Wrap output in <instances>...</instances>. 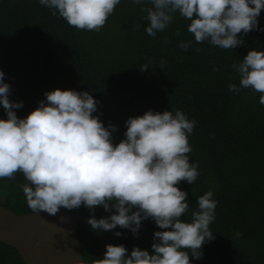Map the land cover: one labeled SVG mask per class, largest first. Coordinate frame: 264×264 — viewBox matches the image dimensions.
Listing matches in <instances>:
<instances>
[{"label": "trees", "instance_id": "1", "mask_svg": "<svg viewBox=\"0 0 264 264\" xmlns=\"http://www.w3.org/2000/svg\"><path fill=\"white\" fill-rule=\"evenodd\" d=\"M147 7L151 5L120 0L97 31L69 25L38 0H0V70L10 85L9 98L23 101L16 110L23 116L46 90L90 91L98 101L94 114L105 125L117 126L114 142L123 137L130 115L149 108L181 109L195 121L187 155L199 171L192 184H178L189 203L181 218L191 219L196 199L205 191L211 190L217 201L209 224L214 239L202 244L200 258L190 259L193 264H264V105L258 92L241 89L234 94L228 89L229 83L239 84L231 65L249 48L264 50V31L250 30L243 33V44L222 49L195 42L187 31L190 21L177 12L152 36L144 31ZM258 24L264 26V9ZM183 41L192 43L182 49ZM25 183L19 171L0 177V203L17 213L32 212L20 187ZM69 211L78 220L87 261L97 264L108 243L151 251L157 229L151 218L142 221L138 235L119 226L97 233L86 218L107 216L108 211L94 206L93 212L83 205ZM0 264L25 263L14 247L0 242Z\"/></svg>", "mask_w": 264, "mask_h": 264}, {"label": "clouds", "instance_id": "2", "mask_svg": "<svg viewBox=\"0 0 264 264\" xmlns=\"http://www.w3.org/2000/svg\"><path fill=\"white\" fill-rule=\"evenodd\" d=\"M38 2L77 29L98 31L120 0ZM132 3L151 5L144 9V31L152 36L165 29L177 12L190 21L187 31L195 42L207 41L222 49L243 44V33L264 31L258 24L264 0ZM191 43L183 41L179 47L187 49ZM231 67L239 75V84L229 83V91L251 89L260 93L259 103L264 105V50L249 48ZM4 76L0 70V106L5 113L0 116V177L23 174L29 183L20 187L30 209L55 214L61 207L71 210L83 205L94 212V206H101L109 215L86 218L97 233L119 226L138 235L144 219L154 221L151 251L139 246L129 251L123 244L108 243L97 264H193L190 256L200 258L202 244L214 239L209 224L217 201L211 190L205 191L197 197L191 219L181 218L189 203L178 184L182 180L192 184L199 175L198 165L187 155L194 120L179 108H149L130 115L124 121L123 137L114 142L117 126L105 125L94 114L98 101L90 91L46 90L36 107L18 116L23 101L9 98L10 85Z\"/></svg>", "mask_w": 264, "mask_h": 264}, {"label": "water", "instance_id": "3", "mask_svg": "<svg viewBox=\"0 0 264 264\" xmlns=\"http://www.w3.org/2000/svg\"><path fill=\"white\" fill-rule=\"evenodd\" d=\"M0 242L14 247L25 264H96L82 256L79 223L61 207L17 213L0 203Z\"/></svg>", "mask_w": 264, "mask_h": 264}, {"label": "rangeland", "instance_id": "4", "mask_svg": "<svg viewBox=\"0 0 264 264\" xmlns=\"http://www.w3.org/2000/svg\"><path fill=\"white\" fill-rule=\"evenodd\" d=\"M4 200H5V199H4V197H3L2 200H1V202H4Z\"/></svg>", "mask_w": 264, "mask_h": 264}]
</instances>
